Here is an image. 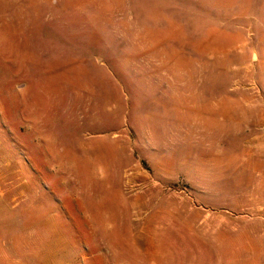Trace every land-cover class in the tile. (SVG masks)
<instances>
[{"label": "rangeland", "instance_id": "obj_1", "mask_svg": "<svg viewBox=\"0 0 264 264\" xmlns=\"http://www.w3.org/2000/svg\"><path fill=\"white\" fill-rule=\"evenodd\" d=\"M0 264H264V0H0Z\"/></svg>", "mask_w": 264, "mask_h": 264}]
</instances>
